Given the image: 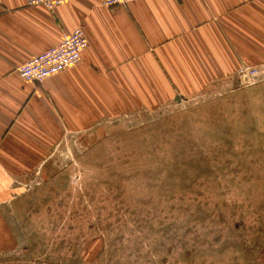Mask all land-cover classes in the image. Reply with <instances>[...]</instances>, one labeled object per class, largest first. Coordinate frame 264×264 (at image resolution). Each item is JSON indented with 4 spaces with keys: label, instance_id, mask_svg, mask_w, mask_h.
I'll return each mask as SVG.
<instances>
[{
    "label": "rangeland",
    "instance_id": "374dc122",
    "mask_svg": "<svg viewBox=\"0 0 264 264\" xmlns=\"http://www.w3.org/2000/svg\"><path fill=\"white\" fill-rule=\"evenodd\" d=\"M212 75L67 133L16 182L0 264H264V79Z\"/></svg>",
    "mask_w": 264,
    "mask_h": 264
},
{
    "label": "crops",
    "instance_id": "0c3cea01",
    "mask_svg": "<svg viewBox=\"0 0 264 264\" xmlns=\"http://www.w3.org/2000/svg\"><path fill=\"white\" fill-rule=\"evenodd\" d=\"M83 27L79 64L43 83L18 66ZM264 62V0H69L48 9L0 0V250L17 246L6 205L67 133L129 111L150 81L209 78ZM131 81L132 86H129Z\"/></svg>",
    "mask_w": 264,
    "mask_h": 264
},
{
    "label": "built area",
    "instance_id": "2783aa9c",
    "mask_svg": "<svg viewBox=\"0 0 264 264\" xmlns=\"http://www.w3.org/2000/svg\"><path fill=\"white\" fill-rule=\"evenodd\" d=\"M69 0H27L28 5L44 6L55 9L67 3ZM129 0H101L105 7L124 5ZM89 39L85 29L76 27L70 34L66 35L58 44L49 47L31 56L21 63L17 71L21 77L32 83H43L48 77L56 75L68 68L80 63L83 51L89 47ZM239 73L251 79H264V62L256 65H243Z\"/></svg>",
    "mask_w": 264,
    "mask_h": 264
}]
</instances>
